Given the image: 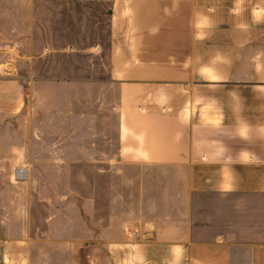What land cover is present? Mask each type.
Segmentation results:
<instances>
[{
	"label": "crops",
	"instance_id": "obj_1",
	"mask_svg": "<svg viewBox=\"0 0 264 264\" xmlns=\"http://www.w3.org/2000/svg\"><path fill=\"white\" fill-rule=\"evenodd\" d=\"M54 51L58 74L35 80L58 85L38 112L58 157L42 161L61 199L90 205L87 242L106 252L88 257L264 264V0H58ZM34 178L0 206V264H32L50 236Z\"/></svg>",
	"mask_w": 264,
	"mask_h": 264
},
{
	"label": "rangeland",
	"instance_id": "obj_2",
	"mask_svg": "<svg viewBox=\"0 0 264 264\" xmlns=\"http://www.w3.org/2000/svg\"><path fill=\"white\" fill-rule=\"evenodd\" d=\"M90 30L86 20L78 36L87 39L95 32ZM95 35L103 37L98 30ZM57 48L58 0H0V206L21 198L18 186L34 175L35 222L51 217L52 226L41 227L50 236L35 245L32 264H103L106 260L88 257L93 250L104 254L106 247L87 242L90 205L85 196L61 199L58 162L42 161L45 155L58 157L52 145L58 140V121L38 114L58 108V85L35 80L58 74ZM19 168L28 169L26 179H17Z\"/></svg>",
	"mask_w": 264,
	"mask_h": 264
},
{
	"label": "clouds",
	"instance_id": "obj_3",
	"mask_svg": "<svg viewBox=\"0 0 264 264\" xmlns=\"http://www.w3.org/2000/svg\"><path fill=\"white\" fill-rule=\"evenodd\" d=\"M185 251L186 250L183 248H180V251L178 253L175 250H173L174 264H181Z\"/></svg>",
	"mask_w": 264,
	"mask_h": 264
},
{
	"label": "built area",
	"instance_id": "obj_4",
	"mask_svg": "<svg viewBox=\"0 0 264 264\" xmlns=\"http://www.w3.org/2000/svg\"><path fill=\"white\" fill-rule=\"evenodd\" d=\"M28 175L29 173L27 168H19L16 172L17 179H26Z\"/></svg>",
	"mask_w": 264,
	"mask_h": 264
}]
</instances>
